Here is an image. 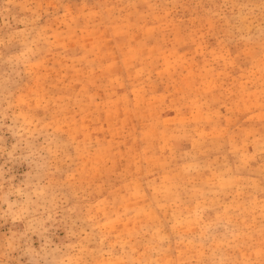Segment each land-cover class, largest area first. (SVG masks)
I'll list each match as a JSON object with an SVG mask.
<instances>
[{"label": "rangeland", "instance_id": "374dc122", "mask_svg": "<svg viewBox=\"0 0 264 264\" xmlns=\"http://www.w3.org/2000/svg\"><path fill=\"white\" fill-rule=\"evenodd\" d=\"M0 264H264V0H0Z\"/></svg>", "mask_w": 264, "mask_h": 264}]
</instances>
